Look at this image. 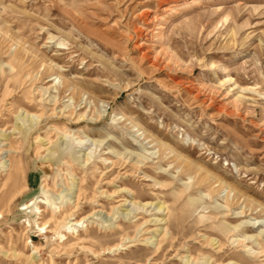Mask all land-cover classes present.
<instances>
[{"label":"rangeland","instance_id":"obj_1","mask_svg":"<svg viewBox=\"0 0 264 264\" xmlns=\"http://www.w3.org/2000/svg\"><path fill=\"white\" fill-rule=\"evenodd\" d=\"M0 215V264H264V0H0Z\"/></svg>","mask_w":264,"mask_h":264},{"label":"bare ground","instance_id":"obj_2","mask_svg":"<svg viewBox=\"0 0 264 264\" xmlns=\"http://www.w3.org/2000/svg\"><path fill=\"white\" fill-rule=\"evenodd\" d=\"M86 160H87V158H86ZM107 160V159H106ZM145 160H147V158L145 159ZM124 161V160H123ZM125 162V161H124ZM104 163H105V160H104ZM107 163V162H106ZM117 163V162H116ZM119 163V162H118ZM112 164H114L113 162H112ZM121 164V163H120ZM124 165V164H123ZM8 166H10V165H8ZM116 166V165H115ZM6 167V166H5ZM118 167V166H117ZM8 171H9V173H8V179L10 180V179H12L13 178V168H11V166L8 168ZM119 171V170H118ZM40 192L42 193V194H46V193H48V190L47 189H45L44 188V186H42L41 187V189H40ZM37 203H42V204H47V202L46 201H44V200H38V197H36L34 200H32L31 202H30V204L27 206L26 205V208L25 209H27V208H30V207H33V206H35ZM24 206V205H23ZM59 207V206H58ZM38 208V207H37ZM37 208H35V209H37ZM161 208H163V207H160V209ZM39 211V210H38ZM59 212H60V210H59ZM1 216V215H0ZM37 216V215H36ZM53 216V215H52ZM242 215H236L235 216V218H239V217H241ZM156 221H158V220H156ZM161 221V220H160ZM83 223V220H80V221H76V222H72L71 220L68 222V226L65 228V230L67 231V232H72V231H74V228L75 227H79L81 224ZM166 223V222H165ZM245 224V227L246 228H251V229H258L259 227H264V223L263 222H259V221H257V222H245L244 223ZM74 227V228H73ZM44 229V227H42V228H40L39 230H43ZM64 230V229H63ZM76 230V229H75ZM259 234L260 235H263L264 234V229H262V230H260V232H259ZM64 236H66L65 234H64ZM64 239V238H63ZM161 243V242H160ZM124 245L123 244H118L117 246H113V247H109V248H107V249H103L102 250V252H100L99 254H101V253H103V254H105V253H111V252H113V251H115V250H117L118 248H121V247H123ZM165 246V245H164ZM163 248V247H162ZM159 249V246L157 247V250ZM34 250H36V249H34ZM190 259V258H189ZM189 259H186V262L187 263H189Z\"/></svg>","mask_w":264,"mask_h":264}]
</instances>
